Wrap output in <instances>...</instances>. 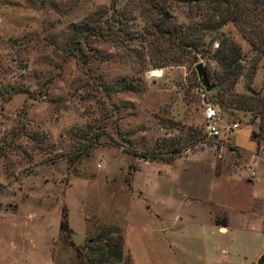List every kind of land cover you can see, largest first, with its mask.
<instances>
[{
	"label": "rangeland",
	"instance_id": "374dc122",
	"mask_svg": "<svg viewBox=\"0 0 264 264\" xmlns=\"http://www.w3.org/2000/svg\"><path fill=\"white\" fill-rule=\"evenodd\" d=\"M213 5L0 0V264H212L216 245L241 263L246 248L264 246L257 230L245 237L238 211L233 233L211 234L167 203L197 177L235 210V189L194 154L220 144L205 133L204 106L219 109L223 127L244 121L236 145L264 111V6L242 30L210 28ZM225 41L239 47L232 66L218 51ZM111 226L125 235L121 261L99 250L118 237Z\"/></svg>",
	"mask_w": 264,
	"mask_h": 264
},
{
	"label": "crops",
	"instance_id": "0c3cea01",
	"mask_svg": "<svg viewBox=\"0 0 264 264\" xmlns=\"http://www.w3.org/2000/svg\"><path fill=\"white\" fill-rule=\"evenodd\" d=\"M232 133L223 131L221 137L215 139L220 144L207 146V148L194 154L205 155L206 164L212 170L215 178L221 179L219 187L226 191L235 189V196L240 199H238V206H234L235 210H231L229 205L222 203V200L215 196V185L207 189L206 186L199 185L197 177L190 178V182L187 183V190H183L182 194L170 198L167 203L173 205L175 209H179L181 214L185 213L184 209L189 208L186 215L191 222L198 229L202 230L205 227L211 234L213 231L220 235L233 233L236 227L233 225L229 213L238 211L244 215L242 230L245 237L250 240V236L256 230L264 234V191L261 188L257 189L258 185H262L264 182V163L256 157L257 143L252 137L249 136L248 143L236 145L232 144ZM172 164L174 163H168V165ZM223 180L228 183L223 182ZM243 181H247L253 187L250 196L243 193L242 189L239 191L237 186L232 185L239 182L243 184ZM193 240L197 243L200 242L198 238ZM247 244L249 245V243ZM214 247L218 253L220 252V255L212 257V264H246L249 260L248 255L256 252L251 264H258V260L264 254V246L258 248L254 246L250 250L246 248L244 259L240 263L231 255L229 248H221L220 245Z\"/></svg>",
	"mask_w": 264,
	"mask_h": 264
},
{
	"label": "trees",
	"instance_id": "16d2710c",
	"mask_svg": "<svg viewBox=\"0 0 264 264\" xmlns=\"http://www.w3.org/2000/svg\"><path fill=\"white\" fill-rule=\"evenodd\" d=\"M197 1H202V2L213 1L214 5L210 9L212 14L207 19L208 23L210 24L209 26L212 29H217L221 27L223 24H226L228 21H231L232 23L241 27L242 30H244L245 26L249 23L248 16L252 15L253 16L252 21L257 22L259 15L256 11L258 9V6H260V9L263 8L264 6V0H197ZM222 3L227 4L228 6L224 10H221ZM230 4H232L233 7H230L229 6ZM252 27L256 28V26H252ZM227 47L229 48V52H230L229 55L226 52L227 49H225ZM218 49H219L218 51H221V53L223 52L224 54L223 61L228 62L227 63L228 66H232L237 63V59L239 58L238 45H236L233 42L231 43L229 41H225L224 44L219 45ZM263 112H258V113H263ZM60 230L64 232L69 230L66 214L64 213V211L62 215V222L60 223ZM107 231L110 233L117 234L118 237L115 239H111L110 244L106 246H102V248L99 250L104 251L105 253L106 250L108 249L110 253L113 254V256H115L118 259V261H121L124 255L125 235L121 232V230L117 226H111L107 229ZM98 239L99 241H101L100 238ZM88 261L91 264H95V262L90 258L88 259ZM263 263H264V254L258 260V264H263Z\"/></svg>",
	"mask_w": 264,
	"mask_h": 264
},
{
	"label": "built area",
	"instance_id": "2783aa9c",
	"mask_svg": "<svg viewBox=\"0 0 264 264\" xmlns=\"http://www.w3.org/2000/svg\"><path fill=\"white\" fill-rule=\"evenodd\" d=\"M160 75L161 71H152L153 77H159ZM203 114L205 120V133L209 139H219L223 131L232 133L244 124L243 120H238L223 127L220 124L221 117L219 109L210 103L205 104ZM246 123L249 125H256V128L252 131L251 137L257 143L256 157L264 163V112L258 113L252 123Z\"/></svg>",
	"mask_w": 264,
	"mask_h": 264
},
{
	"label": "water",
	"instance_id": "95a60500",
	"mask_svg": "<svg viewBox=\"0 0 264 264\" xmlns=\"http://www.w3.org/2000/svg\"><path fill=\"white\" fill-rule=\"evenodd\" d=\"M196 70H197V73H198L199 77L202 78L203 85L205 87H208L209 86V82H208L207 75H206V72H205L203 66L201 64L197 65Z\"/></svg>",
	"mask_w": 264,
	"mask_h": 264
}]
</instances>
